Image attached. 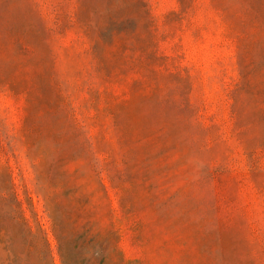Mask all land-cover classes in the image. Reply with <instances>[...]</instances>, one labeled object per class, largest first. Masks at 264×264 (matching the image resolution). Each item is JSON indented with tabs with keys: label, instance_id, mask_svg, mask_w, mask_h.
Masks as SVG:
<instances>
[{
	"label": "rangeland",
	"instance_id": "1",
	"mask_svg": "<svg viewBox=\"0 0 264 264\" xmlns=\"http://www.w3.org/2000/svg\"><path fill=\"white\" fill-rule=\"evenodd\" d=\"M0 264H264V0H0Z\"/></svg>",
	"mask_w": 264,
	"mask_h": 264
}]
</instances>
